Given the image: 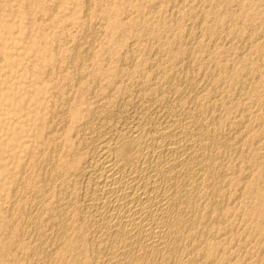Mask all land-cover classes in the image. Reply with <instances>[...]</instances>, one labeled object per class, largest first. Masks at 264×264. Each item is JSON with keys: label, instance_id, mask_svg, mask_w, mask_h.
I'll list each match as a JSON object with an SVG mask.
<instances>
[{"label": "rangeland", "instance_id": "obj_1", "mask_svg": "<svg viewBox=\"0 0 264 264\" xmlns=\"http://www.w3.org/2000/svg\"><path fill=\"white\" fill-rule=\"evenodd\" d=\"M37 1L40 6L38 5V3L36 4ZM0 2V245L5 246L4 250H0V264H42V260H37L36 258H34V254H32L36 249L34 247H37V241L35 240L37 230L39 229V231L41 232L45 231V234L51 236L58 235L57 226H52V224H48L49 222H45L44 220L41 223H38V225H34L32 223L30 224L28 221L24 222V219L26 217L24 214L28 212V208H30L31 205L34 204L33 202H35L34 192L38 191V189L40 188L39 186L42 185V182L47 181L46 179L50 176V172L52 171L53 167H55L53 164L55 163H58V165L55 164L57 165V167H55V170L58 171L60 175L59 177L54 179L53 183L51 182L52 185L55 186L52 187L53 189L51 192L53 194L51 192L47 193L48 195L50 194L51 197L50 195H46V200L48 199L46 202L48 204H46L45 202V207L46 209H49L46 210L43 216H49L50 212L52 211L50 210V208L56 203V196L58 194L55 193L58 192L55 191V189L57 188L56 186H63L68 182H71V180L72 182L74 181V183L77 181L73 185L74 187H72V192L76 193L73 194V199L76 201L75 202L73 200V205L78 206L75 207L72 205L71 207V213L69 217H71L72 219L69 218L68 220L69 226L71 227L68 226V230L65 232L62 238L63 240L61 239L60 241L59 245L61 246H58V248L56 249V252L59 251V253L55 252V255L53 256L54 264H97L96 262H94V259H91L92 257H90L88 249L84 246L86 226L85 223L87 222V220L84 213L80 214V212L82 211V203L80 202L82 201L81 195L83 194L84 189L86 190V187H88L89 185L87 183L88 179L90 180V178L92 177L90 175L91 170H89L90 172L88 171L89 168L87 167V159H89V156L91 155L92 147L94 146L92 144H95L96 140L95 137H92L94 139L92 140L91 135L96 130L97 131L95 133L99 131L105 133L106 131L101 130H108V128L110 127L111 129L107 131L109 133L124 129L126 128V126L128 127L129 125H133V123L135 124L143 116L150 119L149 120L147 118L148 121H151V125H156L157 123L165 121L167 118L171 117V115L173 114L171 113L173 112L172 107L175 103H177L178 100L180 103V99H178V93L164 92V90L167 88L165 86H169L170 84L163 83V81L167 82L168 79L166 80L165 77L167 75L170 76V74L171 77L177 75L173 78L175 81L171 79L173 81H171V85L173 87H179V85L177 84L178 81L180 83L183 81V79H190L192 77V81L198 84L201 83L200 86L202 88H205L206 92H210L211 95L208 104L215 107L217 105L216 109L218 108V106H220L218 110H215L216 112L214 110H212V112L211 110L208 111L209 116H211L210 121L212 125H215V122L218 121V123L220 124L219 126L223 130H225L224 132L226 133V135L228 137L230 136V138L232 137L231 142H233V146L237 145L236 149L239 148L238 150H240V148L244 149H241V156L243 158L240 156L239 159H237L238 157H236L235 160V163L238 162L237 164H239L236 166L233 175L237 179V184L233 185V187H231L232 189L230 187H227L226 190L229 193V196H231V205H234L237 208V211L234 215V225L235 227H237L236 230L234 229L233 235V237L235 236V247H231L228 252L238 255H236L237 257L235 256V258L234 255H232L233 257H229L228 254H225L223 259H218L217 264H264V0H0ZM54 5L57 8H55ZM40 7L54 11H52L53 14L51 17V19L53 18V22L51 19H47V17L40 12ZM62 7L64 8L62 9ZM54 8L56 10H54ZM151 9H153L154 13H152ZM107 11L108 13H106ZM146 11H150V13H147ZM253 15L257 18L255 19ZM29 16L32 17L30 18ZM39 17L43 18L39 19ZM141 17L143 18V21L141 20ZM31 19L33 23L30 22ZM43 20H46V23L45 21L43 22ZM77 21H79L80 27L77 28V26L74 27L73 25H71L72 27L67 26L69 23ZM63 24L65 26H63ZM151 24H153L152 27ZM89 26L90 28L93 27L91 29V32L89 30ZM97 26L100 27L98 28ZM95 27L98 29H96ZM162 27H165V31L164 29H162ZM75 28H77V30ZM145 28L146 30H144ZM38 29L40 31L42 29L43 32L44 30L47 32L43 33ZM157 30H160V32H158ZM65 31L67 33H65ZM92 31H96L97 35H95V32ZM60 32L65 33V39L61 38L62 36L60 35ZM142 32L143 34H141ZM154 33L157 34V36L160 35V37H156ZM91 34L94 36L92 37L93 39H91ZM149 35L151 36V38L149 37ZM58 36L61 37L59 38ZM66 37L68 40L66 39ZM163 37H165V39ZM44 38L46 39L44 40ZM56 38L58 39L56 40ZM88 40L93 44L89 43ZM60 41H63V43ZM60 43L62 45L65 43L63 46L66 49L71 48L76 50L78 48L80 49L79 52H81L82 54L77 53V57H70L71 53L69 54L66 49H62L63 46L61 47V45H59ZM163 43H166L165 46ZM56 45L60 47L58 48L56 47ZM78 45H81L82 48L77 47ZM86 45L89 47V49H91L89 50L90 55H88L89 53L86 55L82 52L83 49L87 48ZM56 48L57 52H55ZM170 50L172 51V53ZM54 52L55 54H57L55 55ZM42 63L44 66L42 65ZM79 63L81 65H79ZM142 70L148 75H156L155 81H152V84H154H151L152 86L150 90L147 89L144 91L142 86L138 85L137 83L138 73L136 72ZM44 71H47V73L45 74ZM129 72L132 73L128 74ZM134 75L136 76V78H134ZM158 77L160 79H158ZM61 82L63 86L61 85ZM71 82L74 83L72 84ZM239 83H241L242 85ZM111 84L113 85V87ZM110 86L112 87V89ZM136 87L138 89H136ZM92 88L94 90H97L94 91L92 90ZM161 88L164 90H162ZM131 89H135L138 92H136L135 90L132 91ZM107 90L110 92L108 93ZM149 91H151V93ZM57 92L59 93V95ZM104 92L106 95L104 94ZM129 93L131 94V96ZM237 93L239 94L237 95ZM102 95L106 96L104 98L108 102L105 101ZM160 95H162V97ZM100 98L103 100L101 101ZM154 98H157L156 101ZM110 99L112 100L110 101ZM88 102H90V104ZM98 102L99 105L102 104L103 106L104 104V106H99ZM96 104L97 107H102L101 110L103 112L99 109V107L97 109ZM140 105L142 106V108ZM107 108H110L111 110ZM93 111H95V114H93L95 115L96 119L94 115L91 114ZM219 113L220 118L218 117ZM52 114L53 116H51ZM89 114L92 116H90ZM108 114H110L112 117L110 118V115ZM213 114L219 119L216 118ZM101 115H105L106 118L105 116L103 117ZM97 117L99 118V120ZM94 119L98 121H95ZM97 122L100 123L98 124ZM101 122L103 123V125H106L103 126ZM85 123L87 125L89 124V126L91 125L90 128L93 129L94 132L88 129L89 127H87V130L85 127L87 125ZM80 129L83 130V135ZM77 130L79 131L80 135L79 133H77ZM236 130L239 133H237ZM91 131L92 133L90 135L89 133ZM241 132L243 136L241 135ZM80 136L82 137L81 140L79 139ZM92 136H95V134H93ZM241 136L243 138H241ZM61 137L63 138V140ZM236 137H238V140ZM49 141L51 142L49 143ZM84 141L86 142L84 143ZM89 141H91V143ZM45 143L47 147L54 148L55 152H53L52 155L50 154V156H43L44 152H46V150L48 149ZM82 143L84 145L83 150V145H81ZM52 144L54 145V147L52 146ZM88 145H91L92 147L89 148ZM87 148L91 150H88ZM56 149L58 151H56ZM79 149L81 150V153ZM85 149L87 152L85 151ZM82 151H84L85 153H82ZM244 154L246 155V157L244 156ZM53 156H55V159L56 157H58L59 159L57 158L56 160H54ZM65 159L69 162H66ZM239 160L242 162L240 163ZM45 163L48 165H46ZM24 164H26V166ZM51 164L53 165V167L50 166ZM84 164L86 166H84ZM23 166H25V168ZM27 166L30 168H28ZM85 167L87 168V171ZM22 168L24 169L22 170ZM82 169L87 173H85V171H83ZM75 170L77 171V173L75 172ZM69 172L74 175H71ZM65 173L70 177L72 176L71 179L68 176V178H66ZM77 174H82L79 176L83 177H81L83 179V183L81 182V178L77 176ZM74 177H76L77 180ZM64 178L66 180L62 185L60 184V182L62 183V181H64ZM26 180L28 182H26ZM79 183L82 184V186H80ZM85 183L87 184V186ZM35 184L38 185V187L32 189L31 187H35ZM18 187L20 188L18 189ZM77 188L78 190L80 189L79 192ZM21 189L24 191L21 192ZM29 192L32 196L29 194ZM12 193L15 196H13ZM19 193H21L22 195H19ZM25 194L27 195L26 197ZM17 195L18 199L16 198ZM28 199L30 200L27 201ZM33 199L34 201H32ZM11 201H14L15 205H13V202ZM78 201L79 203H77ZM16 203H18L19 205H16ZM79 204L81 206H79ZM14 206H17V211H15ZM18 206H20V208ZM22 206H24V209L22 208ZM11 208H13L14 210ZM20 209L22 212L24 210V213H22ZM10 211L13 212L11 213ZM72 211L73 213H75L72 214ZM18 213L19 216H17ZM71 215H73V217ZM77 215L80 217H78ZM77 217L79 218V221ZM82 217L84 219H82ZM7 221L9 225L7 224ZM14 225L16 226L14 227ZM21 225L26 227L28 226V228L24 227V230L26 232L22 229L23 226ZM19 226L22 227V239L20 240L23 249L22 247H18V245L15 243V240L12 241L14 230H16V227ZM5 227L7 228V230ZM8 227H10V229ZM6 233H8L9 236ZM10 243L12 245L13 243H15L13 246L17 247L19 257L15 256L18 255V253L15 252L16 248H13L12 245H9ZM23 245L26 247L24 248ZM6 248L8 249V252ZM60 250H63L62 253ZM56 256L58 257L57 259Z\"/></svg>", "mask_w": 264, "mask_h": 264}, {"label": "bare ground", "instance_id": "obj_2", "mask_svg": "<svg viewBox=\"0 0 264 264\" xmlns=\"http://www.w3.org/2000/svg\"><path fill=\"white\" fill-rule=\"evenodd\" d=\"M15 1V0H14ZM29 1V0H28ZM40 1V0H39ZM49 1V0H48ZM64 1V0H63ZM87 1V0H86ZM109 1V0H108ZM162 1V0H161ZM174 1V0H172ZM212 1V0H211ZM232 1V0H231ZM62 2V1H61ZM92 2V1H91ZM103 2V1H102ZM141 2V1H140ZM171 2V1H170ZM210 2V1H209ZM220 2V1H219ZM237 2V1H236ZM1 3V2H0ZM3 3V2H2ZM9 3V2H8ZM7 3V4H8ZM12 3V2H10ZM38 1L36 2V4ZM111 3V2H108ZM106 3V4H108ZM113 3V2H112ZM142 3V2H141ZM140 3V4H141ZM161 3V2H160ZM229 3V2H228ZM231 3V2H230ZM55 4V3H54ZM58 4V3H57ZM67 4V3H66ZM146 4V3H145ZM149 4V3H148ZM174 4V3H173ZM184 4V2H183ZM212 4V3H211ZM1 5V4H0ZM35 5V4H34ZM39 5V3H38ZM89 5V4H88ZM101 5V4H100ZM112 5V4H110ZM144 5V4H143ZM158 5V4H157ZM213 5V4H212ZM230 5V4H229ZM31 6V5H30ZM40 6V5H39ZM65 6V5H63ZM68 6V5H67ZM86 6V5H85ZM146 6V5H145ZM166 6V5H165ZM36 7V6H35ZM55 7V5H54ZM60 7V6H59ZM104 7V6H102ZM109 7V6H108ZM144 7V6H143ZM193 7V6H192ZM227 7V6H226ZM230 7V6H229ZM228 7V8H229ZM232 7V6H231ZM4 8V7H3ZM2 8V9H3ZM32 8V7H31ZM37 8V7H36ZM57 8V7H55ZM54 8V10H56ZM64 7H62L63 9ZM73 8V7H72ZM87 8V7H86ZM148 8V7H147ZM155 8V7H154ZM184 8V7H183ZM182 8V9H183ZM208 8V7H207ZM1 9V10H2ZM106 9V8H105ZM158 9V8H157ZM165 9V8H164ZM253 9V8H252ZM58 10V9H57ZM124 10V9H123ZM142 10V9H141ZM152 13H154L153 9ZM200 10V9H199ZM10 11V10H9ZM52 11L40 7V12L51 19ZM121 11V10H120ZM214 11V10H213ZM2 12V11H1ZM34 12V11H33ZM54 12V11H53ZM143 12V11H142ZM147 12V11H146ZM150 13V11H148ZM147 12V13H148ZM173 12V11H172ZM193 12V11H192ZM211 12V11H210ZM221 12V11H220ZM232 12V11H231ZM36 13V12H35ZM108 13V11L106 12ZM166 13V12H165ZM196 13V12H195ZM212 13V12H211ZM215 13V12H214ZM55 14V13H54ZM132 14V13H131ZM158 14V13H157ZM169 14V13H168ZM171 14V13H170ZM205 14V13H204ZM217 14V13H216ZM259 14V13H258ZM29 15V13H28ZM75 15V14H74ZM165 15V14H164ZM230 15V14H229ZM6 16V15H5ZM89 16V15H88ZM141 16V15H140ZM151 16V15H150ZM197 16V15H196ZM200 16V15H199ZM203 16V15H202ZM213 16V15H212ZM211 16V17H212ZM216 16V15H215ZM240 16V15H239ZM30 17V16H29ZM32 17V16H31ZM30 17V18H31ZM78 17V16H77ZM156 17V16H155ZM237 17V16H236ZM253 17H255L253 15ZM10 18V17H9ZM43 18V17H39ZM87 18V17H86ZM107 18V15H106ZM139 18V16H138ZM142 18V17H141ZM172 18V17H171ZM188 18V17H187ZM199 18V17H198ZM240 18V17H239ZM257 17H255L256 19ZM38 19V20H39ZM53 19V18H52ZM51 19V20H52ZM58 19V18H57ZM79 19V18H78ZM104 19V18H102ZM135 19V17H134ZM155 19V18H154ZM168 19V18H167ZM259 19V18H258ZM138 20V19H137ZM136 20V21H137ZM143 21V18L141 19ZM156 20V19H155ZM182 20V19H181ZM187 20V19H186ZM185 20V21H186ZM232 20V19H231ZM34 21V20H33ZM46 20H43V22ZM85 21V20H84ZM141 21V22H142ZM189 21V20H188ZM191 21V20H190ZM234 21V20H233ZM32 22V19L30 20ZM41 22V21H40ZM42 22V23H43ZM53 22V20H52ZM100 22V20H99ZM132 22V21H131ZM138 22V21H137ZM153 22V21H152ZM235 22V21H234ZM258 22V21H257ZM263 22V21H262ZM33 23V22H32ZM39 23V22H38ZM146 23V22H145ZM162 23V22H161ZM40 24V23H39ZM38 24V26H39ZM44 24V23H43ZM66 24V23H65ZM99 24V23H98ZM102 24V22H101ZM127 24V23H126ZM164 24V22H163ZM73 25L80 27L79 21L69 23L67 26ZM82 25V24H81ZM95 25V24H94ZM93 25V26H94ZM131 25V24H130ZM153 24H151L152 27ZM159 25V24H158ZM215 25V24H214ZM264 25V24H263ZM63 26H65L63 24ZM104 26V25H103ZM149 26V25H148ZM147 26V27H148ZM208 26V25H207ZM220 26V25H219ZM246 26V25H245ZM260 26V25H259ZM72 27V26H71ZM98 27V26H97ZM100 27V26H99ZM98 27V28H99ZM140 27V26H138ZM154 27V26H153ZM190 27V26H189ZM188 27V28H189ZM200 27V26H199ZM210 27V25H209ZM212 27V26H211ZM55 28V27H54ZM53 28V29H54ZM77 28H75L77 30ZM87 28V27H85ZM93 28V27H92ZM89 26V30L91 29ZM96 28V27H95ZM94 28V29H95ZM96 28V29H98ZM103 28V27H102ZM168 28V27H167ZM206 28V27H205ZM237 28V27H236ZM128 29V28H127ZM130 29V28H129ZM157 29V28H156ZM160 29V28H159ZM164 29L165 31V27ZM215 29V28H213ZM39 30V29H38ZM66 30V29H65ZM104 30V29H102ZM142 30V29H141ZM146 30V28L144 29ZM149 30V29H148ZM189 30V29H188ZM204 30V29H203ZM228 30V29H227ZM241 30V29H240ZM31 31V30H30ZM40 31V30H39ZM42 31V29H41ZM40 31V32H41ZM64 31V29H63ZM69 31V30H68ZM84 31V30H83ZM101 31V30H100ZM156 31V30H155ZM154 31V32H155ZM158 31V30H157ZM200 31V30H199ZM8 32V31H7ZM10 32V31H9ZM43 32V31H42ZM47 31L44 30L43 33ZM56 32V31H55ZM76 32V31H75ZM88 32V29H87ZM86 32V33H87ZM95 32L96 31H92ZM99 32V30H98ZM102 32V31H101ZM100 32V33H101ZM129 32V31H128ZM150 32V31H149ZM160 32V30L158 31ZM163 32V31H162ZM181 32V31H180ZM211 32V31H210ZM65 33H67L65 31ZM65 33L60 32L61 38L65 39ZM79 33V32H78ZM145 33V32H144ZM156 33V32H155ZM154 33V34H155ZM186 33V32H185ZM29 34V33H28ZM89 34V33H88ZM143 34V32L141 33ZM162 34V33H161ZM166 34V32H165ZM231 34V33H230ZM243 34V33H242ZM44 35V34H43ZM58 35V34H57ZM67 35V34H66ZM70 35V34H69ZM68 35V36H69ZM90 35V34H89ZM92 35V34H91ZM109 35V34H108ZM163 35V34H162ZM176 35V34H175ZM181 35V34H180ZM192 35V34H191ZM196 35V34H195ZM246 35V34H245ZM16 36V35H15ZM34 36V35H33ZM41 36V34H40ZM82 36V35H81ZM124 36V35H123ZM140 36V35H139ZM156 37L157 34H155ZM164 36V35H163ZM187 36V35H186ZM194 36V35H193ZM211 36V35H210ZM221 36V34H220ZM247 36V35H246ZM262 36V35H261ZM45 37V36H44ZM59 37V36H58ZM59 37V38H60ZM74 37V36H73ZM93 35L91 39H93ZM101 37V36H100ZM138 37V36H137ZM141 37V36H140ZM146 37V36H145ZM151 38V36L149 35ZM162 37V36H161ZM173 37V36H172ZM177 37V36H176ZM180 37V36H178ZM192 37V36H191ZM235 37V36H233ZM30 38V37H29ZM55 38V37H54ZM82 38V37H81ZM165 39V37H163ZM194 38V37H193ZM25 39V38H24ZM43 39V38H42ZM46 38H44L45 40ZM58 38H56L57 40ZM67 39V37H66ZM89 39V40H91ZM99 39V38H98ZM153 39V37H152ZM157 39V38H155ZM154 39V40H155ZM163 39V40H164ZM216 39V38H215ZM228 39V38H227ZM55 40V41H56ZM68 40V39H67ZM85 40V39H84ZM88 40V41H89ZM124 40V39H123ZM133 40V38H132ZM159 40V39H157ZM168 40V39H166ZM183 40V39H182ZM185 40V39H184ZM248 40V39H247ZM246 40V41H247ZM64 41V40H63ZM63 41H60L63 43ZM93 41V40H91ZM119 41V40H118ZM139 41V40H138ZM162 41V40H161ZM223 41V40H222ZM221 41V42H222ZM254 41V40H253ZM57 42V41H56ZM65 42V41H64ZM152 42V41H151ZM163 42V41H162ZM166 42V41H164ZM58 43V42H57ZM67 43V42H66ZM89 43H92L89 41ZM104 43V42H103ZM132 43V42H131ZM142 43V42H141ZM147 43V42H146ZM160 43V41H159ZM172 43V42H171ZM199 43V42H198ZM53 44V43H52ZM65 44V43H64ZM63 44V45H64ZM93 44V43H92ZM102 44V43H101ZM164 46L166 43H163ZM169 44V43H167ZM184 44V43H182ZM200 44V43H199ZM210 44V43H209ZM263 44V43H262ZM63 46L61 43L59 44ZM72 45V44H71ZM91 45V44H90ZM89 45V46H90ZM133 45V44H132ZM153 45V44H152ZM178 45V44H177ZM190 45V44H189ZM194 45V44H193ZM207 45V44H206ZM87 46V45H86ZM85 46V47H86ZM131 46V45H130ZM138 46V45H137ZM147 46V45H146ZM163 46V45H162ZM161 46V47H162ZM163 46V48H164ZM168 46V45H167ZM181 46V45H180ZM58 47V45H56ZM60 47V46H59ZM58 47V48H59ZM64 47V46H63ZM62 49H66L65 47ZM81 47V45L77 46ZM84 47V48H85ZM110 47V46H109ZM170 47V46H169ZM168 47V48H169ZM172 47V46H171ZM186 47V46H185ZM263 47V46H262ZM47 48V47H46ZM82 48V47H81ZM139 48V47H138ZM215 48V47H214ZM52 49V48H51ZM55 49V47H54ZM61 49V48H60ZM129 49V48H128ZM165 49V48H164ZM170 49V48H169ZM188 49V48H187ZM44 50V49H43ZM70 57H77L80 49H66ZM82 50V49H81ZM89 47L83 49L82 52L86 55L89 53ZM153 50V49H152ZM158 50V49H157ZM167 50V49H166ZM165 50V51H166ZM203 50V49H202ZM66 51V52H67ZM128 51V50H127ZM169 51V50H168ZM171 51V50H170ZM57 52V48L56 51ZM54 52V54H55ZM92 52V51H91ZM109 52V51H108ZM119 52V51H118ZM132 52V51H130ZM207 52V51H206ZM217 52V51H216ZM229 52V51H228ZM36 53V52H35ZM49 53V52H48ZM63 53V52H60ZM67 53V54H68ZM140 53V52H139ZM158 53V52H157ZM169 53V52H168ZM172 53V51H171ZM175 53V52H174ZM173 53V54H174ZM209 53V52H208ZM235 53V52H234ZM57 54V53H56ZM55 54V55H56ZM82 54V53H81ZM92 54V53H91ZM112 54V53H111ZM170 54V53H169ZM184 54V53H183ZM186 54V53H185ZM217 54V53H216ZM2 55V54H1ZM35 55V54H34ZM49 55V54H48ZM51 55V54H50ZM79 55V54H78ZM90 55V53L88 54ZM126 55V54H125ZM176 55V54H175ZM194 55V54H193ZM59 56V53H58ZM64 56V55H63ZM92 56V55H91ZM106 56V55H105ZM115 56V55H114ZM132 56V55H131ZM135 56V54H134ZM147 56V55H146ZM210 56V55H209ZM208 56V57H209ZM123 57V56H122ZM127 57V56H126ZM143 57V56H142ZM187 57V56H186ZM219 57V56H218ZM226 57V56H225ZM230 57V56H229ZM39 58V57H38ZM52 58V57H51ZM54 58V57H53ZM69 58V57H67ZM87 58V57H86ZM145 58V57H144ZM149 58V57H148ZM235 58V57H232ZM3 59V58H2ZM1 59V60H2ZM49 59V58H48ZM75 59V58H74ZM107 59V58H106ZM136 59V58H135ZM154 59V58H153ZM160 59V58H159ZM163 59V58H162ZM181 59V58H180ZM53 60V59H52ZM65 60V59H64ZM150 60V59H149ZM184 60V59H183ZM191 60V59H190ZM250 60V59H249ZM258 60V59H257ZM3 61V60H2ZM41 61V60H39ZM88 61V60H87ZM116 61V60H115ZM163 61V60H161ZM185 61V60H184ZM194 61V60H193ZM210 61V60H209ZM64 62V61H63ZM123 62V61H122ZM128 62V61H127ZM131 62V61H130ZM170 62V61H169ZM172 62V61H171ZM201 62V61H200ZM214 62V61H213ZM230 62V61H229ZM260 62V61H259ZM60 63V62H59ZM147 63V62H146ZM156 63V62H155ZM166 63V62H165ZM164 63V64H165ZM236 63V62H235ZM252 63V62H251ZM255 63V61H254ZM264 63V62H263ZM102 64V63H101ZM112 64V63H111ZM114 64V63H113ZM208 64V63H207ZM5 65V64H4ZM37 65V64H36ZM41 65V64H40ZM43 65V63H42ZM61 65V64H60ZM79 65H81L79 63ZM122 65V64H121ZM128 65V64H126ZM140 65V64H138ZM187 65V64H186ZM226 65V64H225ZM228 65V64H227ZM44 66V65H43ZM85 66V65H83ZM132 66V65H131ZM142 66V65H141ZM158 66V65H157ZM182 66V65H181ZM199 66V65H198ZM46 67V66H45ZM44 67V68H45ZM55 67V66H54ZM95 67V66H94ZM105 67V66H104ZM114 67V66H112ZM137 67V66H136ZM167 67V66H166ZM228 67V66H227ZM48 68V67H47ZM71 68V67H70ZM79 68V67H78ZM90 68V67H89ZM142 68V67H141ZM163 68V67H162ZM195 68V67H194ZM201 68V67H200ZM218 68V67H216ZM223 68V67H222ZM250 68V67H249ZM36 69V68H34ZM33 69V70H34ZM43 69V68H41ZM51 69V68H50ZM60 69V68H59ZM74 69V68H73ZM87 69V68H86ZM112 69V68H111ZM121 69V68H120ZM144 69V68H143ZM150 69V68H149ZM104 70V69H103ZM125 70V69H124ZM159 70V69H158ZM186 70V69H185ZM197 70V69H196ZM199 70V69H198ZM245 70V69H244ZM251 70V69H250ZM39 71V70H38ZM51 71V70H50ZM61 71V70H60ZM65 71V70H64ZM71 71V70H70ZM79 71V70H78ZM91 71V70H90ZM137 71V70H136ZM165 71V70H164ZM201 71V69H200ZM33 72V71H32ZM45 72V71H44ZM49 72V71H48ZM69 72V71H68ZM89 72V71H88ZM112 72V71H111ZM153 72V71H152ZM161 72V71H160ZM166 72V71H165ZM234 72V71H233ZM249 72V71H248ZM47 71L45 72V74ZM78 73V72H77ZM117 73V72H116ZM132 73V72H131ZM130 72L128 74H131ZM138 85L142 86L143 90L151 89L152 81H155L156 75H148L145 72L139 71ZM148 73V72H147ZM180 73V72H179ZM178 73V74H179ZM222 73V72H220ZM262 73V72H261ZM44 74V73H43ZM75 74V73H74ZM85 74V73H84ZM157 74V73H156ZM174 74V73H173ZM177 74V73H176ZM185 74V73H184ZM213 74V73H212ZM226 74V73H225ZM224 74V75H225ZM233 74V73H232ZM191 75V74H190ZM222 75V74H221ZM220 75V76H221ZM32 76V75H31ZM95 76V75H94ZM130 76V75H129ZM135 76V75H134ZM158 76V75H157ZM163 76V75H161ZM177 76V75H176ZM174 76V77H176ZM260 76V75H259ZM53 77V76H52ZM66 77V76H65ZM64 77V78H65ZM78 77V76H77ZM132 77V76H131ZM170 76H166L167 82L170 85L164 92L178 93L180 99L172 107L173 113L165 121L159 122L156 125H151V121L147 118H140L133 125L126 128L107 132L95 133L89 124L86 129L92 130L95 136V144L92 147L91 155L89 156L87 167L91 170L87 177L89 184L84 189L80 201L82 211L87 222L85 223V239L84 246L88 249L91 259L97 264H217L218 259H223L225 254L229 257H234L238 254H231L229 249L234 246V215L237 208L231 205L227 187H233L237 184V179L233 176L236 166V157L242 155L243 148L240 150L233 146L230 136L219 125L218 121L212 125L208 111L218 110L215 106L208 104L210 92H206L200 84L192 81V79H183L179 83V87H173L171 83L174 80ZM179 77V76H178ZM188 77V76H187ZM215 77V76H214ZM244 77V76H243ZM47 78V77H46ZM61 78V77H60ZM90 78V77H89ZM136 78V76L134 77ZM208 78V77H207ZM222 78V77H221ZM245 78V77H244ZM81 79V78H80ZM88 79V78H87ZM118 79V78H117ZM158 79H160L158 77ZM157 79V80H158ZM172 79V80H171ZM210 79V78H209ZM217 79V78H216ZM219 79V77H218ZM254 79V78H253ZM63 80V79H62ZM77 80V79H76ZM103 80V79H102ZM163 80V79H162ZM234 80V79H233ZM250 80V78H249ZM39 81V80H38ZM37 81V82H38ZM54 81V80H53ZM73 81V80H72ZM115 81V79H114ZM120 81V80H119ZM136 81V80H135ZM134 81V82H135ZM172 81V82H171ZM175 81V80H174ZM181 81V80H180ZM227 81V80H226ZM242 81V80H241ZM255 81V80H254ZM55 82V81H54ZM97 82V81H96ZM126 82V81H125ZM133 82V81H132ZM231 82V81H230ZM234 82V81H233ZM42 83V82H41ZM72 84L74 82H71ZM130 83V82H129ZM215 83V82H214ZM213 83V84H214ZM217 83V82H216ZM249 83V82H247ZM255 83V82H254ZM44 84V83H43ZM42 84V85H43ZM64 84V83H63ZM77 84V83H76ZM93 84V83H92ZM97 84V83H96ZM152 84V85H151ZM176 84V85H177ZM207 84V83H206ZM241 84V83H239ZM51 85V84H50ZM62 85V82H61ZM75 85V84H74ZM107 85V84H106ZM112 85V84H111ZM135 85V84H134ZM235 85V84H234ZM242 85V84H241ZM60 86V85H59ZM63 86V85H62ZM73 86V85H72ZM95 86V85H94ZM136 86V85H135ZM157 86V85H156ZM206 86V85H204ZM221 86V85H220ZM251 86V85H250ZM58 87V86H57ZM88 87V86H87ZM111 87V86H110ZM113 87V85H112ZM111 87V89H112ZM213 87V86H212ZM215 87V86H214ZM56 88V87H55ZM54 88V90H55ZM64 88V87H63ZM130 88V87H129ZM133 88V87H131ZM157 88V87H156ZM221 88V87H220ZM42 89V88H41ZM82 89V88H81ZM103 89V88H102ZM109 89V88H108ZM136 89H138L136 87ZM141 89V88H140ZM239 89V88H238ZM241 89V88H240ZM246 89V88H244ZM63 90V89H62ZM92 90H94L92 88ZM97 90V89H95ZM94 90V91H95ZM128 90V87H127ZM134 91L133 89H131ZM153 90V89H152ZM151 90V91H152ZM158 90V89H157ZM64 91V90H63ZM100 91V90H98ZM131 91V93H132ZM136 91V90H135ZM151 91H149L151 93ZM161 91V90H160ZM210 91V90H209ZM240 91V90H239ZM92 92V91H91ZM109 93L110 91L107 90ZM129 92V91H128ZM138 92V91H136ZM163 92V91H162ZM248 92V91H247ZM58 93V92H57ZM93 93V92H92ZM102 93V92H101ZM115 93V92H114ZM135 93V92H134ZM146 93V92H145ZM161 93V92H160ZM159 93V94H160ZM221 93V92H220ZM52 94V93H51ZM85 94V92H84ZM83 94V95H84ZM105 94V92H104ZM130 94V93H129ZM143 94V92H142ZM149 94V93H148ZM239 93H237L238 95ZM59 95V93H58ZM72 95V94H71ZM88 95V94H86ZM94 95V94H93ZM92 95V96H93ZM106 95V94H105ZM166 95V94H165ZM80 96V95H78ZM96 96V95H95ZM109 96V95H108ZM131 96V94H130ZM142 96V95H141ZM162 97V95H160ZM177 96V97H178ZM215 96V95H214ZM232 96V95H231ZM236 96V94H235ZM234 96V98H235ZM259 96V95H258ZM54 97V96H53ZM84 97V96H83ZM90 97V95H89ZM102 97H106L103 96ZM143 97V96H142ZM146 97V94H145ZM159 97V96H156ZM165 97V96H163ZM226 97V96H225ZM230 97V96H229ZM240 97V96H239ZM79 98V97H78ZM92 98V97H91ZM110 98V97H109ZM152 98V97H151ZM167 98V97H166ZM228 98V97H227ZM232 98V97H231ZM233 98V99H234ZM252 98V97H251ZM65 99V98H64ZM101 99V98H100ZM105 99V98H104ZM148 99V98H147ZM155 99V98H154ZM157 99V98H156ZM155 99V101H156ZM162 99V98H161ZM55 100V99H54ZM77 100V99H76ZM86 100V99H85ZM103 99H101L102 101ZM112 99H110L111 101ZM151 100V99H150ZM166 100V99H164ZM230 100V99H229ZM251 100V99H250ZM69 101V100H68ZM90 101V100H88ZM99 101V99H98ZM106 101V99H105ZM152 101V100H151ZM211 101V100H210ZM225 101V100H224ZM253 101V100H252ZM62 102V101H60ZM104 102V101H103ZM108 102V101H106ZM105 102V103H106ZM154 102V101H153ZM171 102V101H170ZM237 102V101H236ZM59 103V102H58ZM86 103V102H85ZM90 104V102H88ZM160 103V102H159ZM5 104V103H4ZM52 104V103H51ZM69 104V102H68ZM101 104V102H100ZM155 104V103H154ZM218 104V103H217ZM60 105V104H59ZM99 105V102H98ZM109 105V104H107ZM151 105V104H150ZM221 105V104H220ZM252 105V104H251ZM65 106V105H64ZM88 106V105H86ZM99 106H102L99 105ZM98 106V107H99ZM104 106V104H103ZM102 106V107H103ZM113 106V105H112ZM141 106V105H140ZM160 106V105H159ZM169 106V105H168ZM58 107V106H57ZM97 107V104H96ZM95 107V108H96ZM97 107V109H98ZM102 107H99L101 110ZM108 107V106H105ZM110 107V106H109ZM149 107V105H148ZM223 107V106H222ZM68 108V107H67ZM88 108V107H87ZM111 108V107H110ZM107 108V109H110ZM114 108V107H113ZM142 108V106H141ZM166 108V107H165ZM96 109V110H97ZM106 109V108H105ZM149 109V108H148ZM152 109V108H151ZM164 109V108H163ZM239 109V108H238ZM52 110V109H51ZM62 110V109H61ZM67 110V109H66ZM77 110V109H76ZM75 110V111H76ZM94 110V109H93ZM111 110V109H110ZM171 110V109H170ZM59 111V110H58ZM81 111V110H80ZM98 111V110H97ZM96 111V112H97ZM102 111V110H101ZM150 111V110H149ZM251 111V110H250ZM67 112V111H66ZM93 111L91 114H93ZM99 112V111H98ZM103 112V111H102ZM107 112V110H106ZM170 112V111H169ZM216 112V111H215ZM236 112V111H235ZM52 113V112H51ZM50 113V114H51ZM65 113V112H64ZM168 113V112H167ZM170 113V114H171ZM176 113V114H175ZM246 113V112H245ZM57 114V113H56ZM61 114V113H60ZM95 114V113H94ZM93 114V115H94ZM98 114V113H96ZM107 114V113H106ZM155 114V113H154ZM255 114V113H254ZM69 115V114H68ZM90 115V114H89ZM88 115V116H89ZM110 115V114H108ZM113 115V114H112ZM115 115V114H114ZM214 115V114H213ZM244 115V114H243ZM53 116V114L51 115ZM56 116V115H55ZM67 116V115H66ZM92 116V115H90ZM103 116V115H101ZM105 116V115H104ZM103 116V117H104ZM215 116V115H214ZM246 116V115H245ZM255 116V115H254ZM73 117V116H72ZM95 117V115H94ZM99 117V116H98ZM97 117V118H98ZM112 116L110 115V118ZM216 117V116H215ZM220 118V113L219 116ZM216 117V118H218ZM51 118V117H50ZM55 118V117H54ZM57 118V117H56ZM61 118V115H60ZM92 118V117H91ZM106 118V116H105ZM109 118V119H110ZM151 118V117H150ZM213 118V116H212ZM218 118V119H219ZM234 118V117H233ZM66 119V118H65ZM87 119V118H86ZM96 119V117H95ZM94 119V120H95ZM101 119V118H100ZM103 119V118H102ZM152 119V118H151ZM158 119V118H157ZM246 119V118H245ZM92 120V119H91ZM99 120V118H98ZM95 120V121H98ZM105 120V119H104ZM107 120V119H106ZM150 120V119H149ZM212 120V119H211ZM225 120V119H224ZM87 121V120H86ZM89 121V120H88ZM103 121V120H100ZM220 121V120H219ZM59 122V121H58ZM90 122V121H89ZM88 122V123H89ZM105 122V121H104ZM253 122V121H251ZM57 123V122H56ZM91 123V122H90ZM98 123V122H97ZM96 123V124H97ZM100 123V122H99ZM98 123V124H99ZM110 123V122H109ZM154 123V122H153ZM54 124V123H52ZM62 124V123H61ZM103 125V123L101 122ZM244 124V123H243ZM242 124V125H243ZM261 124V123H260ZM49 125V124H48ZM95 125V123H94ZM106 125V124H105ZM103 125V126H105ZM115 125V124H114ZM52 126V125H51ZM101 126V125H100ZM233 126V125H232ZM239 126V125H237ZM241 126V125H240ZM57 127V126H56ZM65 127V126H64ZM82 127V125H81ZM94 127V126H93ZM92 127V128H93ZM102 127V126H101ZM109 127V126H108ZM123 127V126H122ZM125 127V126H124ZM224 127V126H223ZM243 127V126H242ZM106 128V127H105ZM229 128V127H228ZM249 128V127H248ZM83 129V128H82ZM87 129V130H88ZM243 129V128H241ZM81 130V129H80ZM89 130V131H90ZM239 130V129H238ZM248 130V129H247ZM251 130V129H250ZM82 135H83V130ZM86 131V130H85ZM227 131V130H226ZM237 133H239L236 130ZM77 133L79 131L77 130ZM86 133V132H85ZM57 134V133H56ZM64 134V133H63ZM76 134V133H74ZM230 134V131H229ZM233 134V133H232ZM236 134V133H235ZM264 134V133H263ZM46 135V134H45ZM80 135V133H79ZM86 135V134H85ZM84 135V136H85ZM241 135L243 136L242 132ZM55 136V135H54ZM74 136V135H73ZM88 136V135H87ZM241 136V138H243ZM47 137V136H46ZM65 137V136H64ZM90 137V136H89ZM88 137V139H89ZM49 138V137H48ZM52 138V137H51ZM59 138V137H57ZM62 138V137H61ZM78 138V137H77ZM81 136L79 139L81 140ZM86 138V137H85ZM238 140V137H236ZM245 138V137H244ZM12 139V138H11ZM53 139V138H52ZM247 139V138H246ZM245 139V140H246ZM249 139V138H248ZM45 140V138H44ZM50 140V139H49ZM63 140V138H62ZM61 140V142H62ZM83 140V139H82ZM91 140V139H90ZM92 140H94L92 138ZM240 140V139H239ZM53 141V140H52ZM65 141V140H64ZM88 141V140H87ZM252 141V140H251ZM51 141H49L50 143ZM79 142V140H78ZM86 141H84L85 143ZM91 143V141H89ZM241 142V141H240ZM48 143V144H49ZM58 143V141H57ZM93 143V142H92ZM55 144V143H54ZM77 144V143H76ZM46 145V143H45ZM83 145V143L81 144ZM244 145V144H243ZM249 145V144H248ZM54 147V145L52 144ZM251 146V145H250ZM47 147V145H46ZM60 147V146H59ZM84 145L82 146L83 150ZM44 155H52L54 148L47 147ZM56 148V147H55ZM86 148V146H85ZM88 149V148H87ZM80 150V149H79ZM91 150V149H88ZM244 150V149H243ZM56 151H58L56 149ZM86 151V149H85ZM247 151V150H246ZM61 152V151H60ZM87 152V151H86ZM244 152V151H243ZM79 153V152H77ZM81 153V150H80ZM82 153H85L82 151ZM90 153V152H88ZM261 153V152H260ZM246 154V153H245ZM244 156L246 157V155ZM262 154V153H261ZM79 155V154H78ZM81 155V154H80ZM84 155V154H83ZM89 155V154H88ZM258 155V154H257ZM256 155V156H257ZM41 156V155H40ZM57 156V154H56ZM48 157V156H47ZM54 160L58 157L55 156ZM60 157V156H59ZM79 157V156H78ZM77 157V158H78ZM88 157V156H87ZM242 157V156H241ZM264 157V156H263ZM43 158V157H42ZM243 158V157H242ZM30 159V158H29ZM41 159V158H40ZM47 159V158H46ZM59 159V158H58ZM246 159V158H245ZM61 160V159H60ZM66 160V159H65ZM42 161V160H41ZM59 161V160H58ZM68 160H66L67 162ZM240 161V160H239ZM28 162V161H27ZM49 162V161H48ZM69 162V161H68ZM242 161H240L241 163ZM245 162V161H243ZM250 162V161H249ZM36 163V161H35ZM38 163V162H37ZM51 163V162H50ZM84 163V162H83ZM248 163V162H247ZM23 164V163H22ZM46 164V163H45ZM58 165V163H55ZM53 164L55 167L57 165ZM65 164V163H64ZM70 164V163H69ZM73 164V163H72ZM26 166V164H24ZM40 165V164H39ZM48 165V164H46ZM51 164L50 166L53 167ZM253 165V164H252ZM251 165V167H252ZM25 166H23L25 168ZM30 166V165H29ZM37 166V165H36ZM60 166V165H59ZM84 166H86L84 164ZM82 166V167H84ZM263 166V165H262ZM28 167V166H27ZM53 167L47 181L42 182L39 189L35 193L34 204L28 208V212L24 215V219L30 224L38 225L43 220L48 224L56 225L58 235H48L44 231L36 232L35 240L37 247L34 250V258L42 260V264H54L53 256L60 244L65 232L68 230L71 207L73 205L72 190L74 183L68 182L63 186H56L55 189L56 203L50 210L49 216H43L46 212L45 202L47 193L52 191L54 179L59 177V172ZM65 167V166H64ZM71 167V166H70ZM259 167V166H258ZM22 168V170L24 169ZM30 168V167H28ZM41 168V167H39ZM44 168V167H43ZM81 168V167H80ZM86 168V167H85ZM35 169V168H34ZM84 169V168H83ZM82 169V170H83ZM248 169V168H247ZM33 170V169H32ZM62 170V169H61ZM66 170V169H65ZM73 170V169H72ZM49 171V169H48ZM81 171V170H80ZM85 171V170H83ZM82 171V172H83ZM87 171V168H86ZM85 171V173H87ZM72 172V171H71ZM71 172H69L71 175ZM77 173V171L75 170ZM37 173V172H36ZM44 173V172H43ZM42 173V175H43ZM68 173V172H66ZM65 173V175H66ZM81 173V172H80ZM21 174V173H19ZM39 174V173H38ZM41 174V173H40ZM64 175V174H63ZM82 175V174H79ZM77 174V176H79ZM89 175V174H88ZM87 175V176H88ZM29 176V175H28ZM66 175V178L70 176ZM86 176V175H85ZM24 177V176H23ZM62 177V176H61ZM80 177V176H79ZM82 177V176H81ZM80 177V178H81ZM249 177V176H248ZM15 178V177H14ZM76 180L77 178L74 177ZM83 178V177H82ZM81 178V182L82 179ZM86 178V179H87ZM12 179V178H11ZM45 179V178H44ZM42 179V180H44ZM60 179V178H59ZM69 179V180H70ZM31 180V179H30ZM40 180V179H39ZM53 180V181H52ZM58 180V179H57ZM68 180V179H67ZM74 180V179H73ZM79 181V180H78ZM85 181V182H86ZM90 181V182H89ZM26 182H28L26 180ZM36 182V181H35ZM52 182V183H51ZM57 182V181H56ZM55 182V183H56ZM1 183V182H0ZM83 183V182H82ZM25 184V183H23ZM59 184V183H58ZM59 184V185H60ZM80 184V183H79ZM86 184V183H85ZM83 184V185H85ZM252 184V183H251ZM36 185V184H35ZM34 185V186H35ZM14 186V185H13ZM20 186V184H19ZM82 186V184H80ZM87 186V184H86ZM244 186V185H243ZM24 187V186H23ZM27 187V186H26ZM38 185L35 187L36 188ZM79 187V186H78ZM238 187V186H237ZM20 187H18L19 189ZM80 188V187H79ZM235 188V187H234ZM13 189V188H12ZM15 189V188H14ZM81 189V188H80ZM79 189V190H80ZM232 189V188H231ZM27 190V189H26ZM36 190V189H35ZM78 190V188H77ZM78 190V192H79ZM237 190V189H235ZM254 190V188H253ZM14 191V190H13ZM24 191L21 189V192ZM54 191V190H53ZM15 192V191H14ZM13 192V193H14ZM27 192V191H26ZM25 192V193H26ZM249 192V191H247ZM254 192V191H253ZM12 193V194H13ZM18 193V192H17ZM33 193V192H31ZM52 193V192H51ZM231 193V191H230ZM21 193H19L20 195ZM30 194V192H29ZM53 194V193H52ZM76 194V193H75ZM236 194V193H235ZM254 194V193H253ZM22 195V194H21ZM31 195V194H30ZM34 195V194H33ZM50 195V194H49ZM48 195V196H49ZM241 195V194H240ZM6 196V194H5ZM13 196H15L13 194ZM27 195L25 194V197ZM32 196V195H31ZM8 197V196H7ZM20 197V196H19ZM24 197V198H25ZM51 197V195H50ZM53 197V196H52ZM80 197V195H79ZM18 199V195L16 197ZM21 198V197H20ZM235 198V197H234ZM13 199V198H12ZM15 199V197H14ZM26 199V198H25ZM34 199L32 201H34ZM53 199V198H52ZM80 199V198H79ZM23 200V199H22ZM28 199L27 201H29ZM78 200V198H77ZM26 201V200H25ZM24 201V202H25ZM50 201V200H49ZM55 201V200H54ZM75 201V200H74ZM234 201V200H233ZM257 201V200H256ZM8 202V201H7ZM14 204V201H11ZM17 202V201H15ZM22 202V201H21ZM76 202V201H75ZM74 202V203H75ZM19 203V202H18ZM16 203V205H19ZM23 203V202H22ZM32 203V202H31ZM79 203V201L77 202ZM245 203V202H244ZM30 204V203H29ZM46 204H48L46 202ZM79 204V206H81ZM21 206V203H20ZM20 206H18L20 208ZM75 206V205H73ZM78 206V205H77ZM75 206V207H77ZM15 207V206H14ZM17 207V206H16ZM15 207V211H17ZM24 206H22L23 208ZM50 207V206H49ZM243 208V207H242ZM9 209V208H8ZM13 209V208H11ZM24 209V208H23ZM22 209V210H23ZM73 209V208H72ZM79 209V208H78ZM14 210V209H13ZM19 210V209H18ZM21 211V209H20ZM79 211V210H78ZM76 211V212H78ZM251 211V210H250ZM256 211V210H255ZM11 212V211H10ZM9 212V213H10ZM13 212V211H12ZM11 212V213H12ZM19 212V211H18ZM22 212V211H21ZM20 212V215H21ZM16 213V212H15ZM24 213V210L23 212ZM75 213V212H74ZM72 211V214H74ZM78 214V213H76ZM251 214V213H250ZM9 215V214H8ZM17 215V214H16ZM1 216V215H0ZM19 216V213L18 215ZM73 217V215H71ZM78 216V215H77ZM12 217V215H11ZM15 217V216H13ZM80 217V216H78ZM77 217V218H78ZM239 217V216H238ZM17 218V217H16ZM43 218V219H42ZM76 218V217H75ZM13 219V218H12ZM18 219V218H17ZM15 219V220H17ZM21 219V218H20ZM74 219V218H73ZM82 219H84L82 217ZM75 220V219H74ZM10 221V220H9ZM14 221V220H13ZM19 221V220H18ZM17 221V222H18ZM79 221V218H78ZM83 221V220H82ZM12 222V220H11ZM10 222V223H11ZM73 222V221H71ZM16 223V221H15ZM21 223V222H20ZM19 223V224H20ZM28 223V224H29ZM7 224L9 225L8 221ZM12 224V223H11ZM14 224V223H13ZM22 224V223H21ZM24 224V223H23ZM27 224V223H26ZM46 224V223H45ZM47 224V225H48ZM71 224V223H70ZM18 225V224H17ZM25 225V224H24ZM78 225V224H77ZM7 226V225H6ZM16 225H14L15 227ZM23 226V225H21ZM55 226V227H56ZM241 226V225H240ZM26 226L16 227L13 233V240L18 247H22L21 228L24 230ZM35 227V226H34ZM71 227V226H69ZM6 228V227H5ZM10 229V227H8ZM12 228V227H11ZM28 228V226L26 227ZM80 228V227H78ZM249 228V227H248ZM8 229V230H9ZM51 229V228H50ZM54 229V228H53ZM7 230V228H6ZM12 230V229H11ZM25 231V230H24ZM49 231V230H48ZM83 231V230H82ZM7 232V231H6ZM26 232V231H25ZM80 232V231H79ZM243 232V231H242ZM5 233V231H4ZM84 233V232H83ZM8 235V233H6ZM12 234V233H11ZM10 234V235H11ZM56 234V232H55ZM237 234V233H236ZM242 234V233H241ZM69 235V234H68ZM78 235V234H77ZM84 235V234H83ZM9 236V235H8ZM30 236V235H29ZM35 236V233H34ZM6 237V236H5ZM24 237V235H23ZM11 238V237H10ZM83 238V237H82ZM34 239V238H33ZM20 240V241H19ZM34 240V241H35ZM63 240V239H62ZM71 240V239H70ZM81 240V239H80ZM241 240V239H240ZM8 241V240H7ZM11 241V240H10ZM24 241V239H23ZM76 241V240H75ZM83 241V240H82ZM251 241V240H250ZM6 243V242H5ZM13 243V245L15 244ZM76 243V242H75ZM78 244V242H77ZM250 244V243H249ZM8 245V244H7ZM9 245H12L11 243ZM12 245V246H13ZM30 245V244H29ZM82 245V244H81ZM24 246V245H23ZM26 246H24L25 248ZM235 247V246H234ZM253 247V246H252ZM13 248L17 247L13 246ZM60 248V247H59ZM241 248V247H240ZM5 246L0 245V250H4ZM7 249V248H6ZM23 249V247H22ZM19 250V249H18ZM59 250V249H58ZM263 250V249H262ZM11 251V250H10ZM21 251V250H20ZM61 253L63 250H60ZM244 251V250H243ZM258 251V250H257ZM6 252V250H5ZM8 252V249H7ZM13 252V249H12ZM59 253V251H57ZM56 252V253H57ZM67 252V251H66ZM18 253V252H17ZM16 253V254H17ZM21 253V252H20ZM236 253V252H234ZM13 254V253H12ZM22 254V253H21ZM26 254V253H25ZM68 254V253H67ZM77 254V252H76ZM264 254V253H263ZM6 255V254H5ZM61 255V254H60ZM19 257L18 255H15ZM62 257V256H61ZM237 257V256H236ZM235 257V258H236ZM240 257V256H239ZM58 257L56 256V259ZM246 258V257H245ZM15 259V258H14ZM23 259V257H22ZM21 259V260H22ZM35 259V260H36ZM87 259V258H86ZM17 260V259H16ZM15 260V261H16ZM62 260V259H61ZM232 260V259H231ZM243 260V259H242ZM19 261V259H18ZM23 261V260H22ZM58 261V260H56ZM87 261V260H86ZM12 262V261H11ZM70 262V261H69ZM220 263V262H219ZM223 263V262H222ZM227 263V262H226ZM14 264V263H13ZM17 264V263H16ZM95 264V263H94ZM236 264V263H235ZM261 264V263H260Z\"/></svg>", "mask_w": 264, "mask_h": 264}]
</instances>
